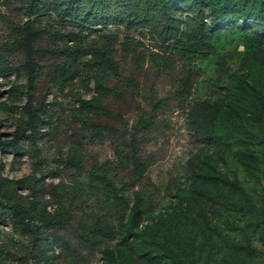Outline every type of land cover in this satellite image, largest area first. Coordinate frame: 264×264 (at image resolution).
Masks as SVG:
<instances>
[{
    "label": "rangeland",
    "instance_id": "rangeland-1",
    "mask_svg": "<svg viewBox=\"0 0 264 264\" xmlns=\"http://www.w3.org/2000/svg\"><path fill=\"white\" fill-rule=\"evenodd\" d=\"M25 1L0 0V44L13 35L10 23L26 18ZM228 1L237 5L242 0ZM60 6H71V0ZM198 7L208 28L211 4L181 0L175 13L180 29H200L193 18ZM39 17L42 26L53 24L52 18ZM106 31L120 35L115 56L119 73L111 82L126 88L124 97L115 101L122 120L107 119L113 130L102 139L81 133L73 106L78 97L93 93L92 80L77 70L84 57L75 61L67 85L49 81L60 59L36 57L45 74L33 84L32 101L43 97L51 121L42 128L35 149L0 151L2 173L8 177L24 176L37 166L35 175L43 182L39 193L48 211L69 219L63 229L47 231L42 245L58 238L53 244L59 264H178L163 254L162 246L186 264H264V29L240 23L223 27L214 51L189 70L182 61L168 69L150 60L148 53L158 50V42L147 25L135 22L128 27L123 21ZM252 31L253 37L248 36ZM94 36L91 31L87 40ZM37 43L47 45V40ZM8 57L15 67L0 76V132L6 135L27 93L26 74L19 67L24 52L11 50ZM141 116L148 121L135 134L133 147L151 163L145 177L131 185L117 167L118 153L132 145V127ZM73 144L84 153L79 169L60 159ZM105 160L114 162L108 175L122 187L121 208L107 207L108 192L88 177L95 164ZM134 200L137 208L132 211ZM92 221L110 224L113 232L87 252L75 232ZM127 221L133 233L127 232ZM142 231L152 233L150 242L134 233ZM30 245V238L9 220L0 221V264H32Z\"/></svg>",
    "mask_w": 264,
    "mask_h": 264
},
{
    "label": "trees",
    "instance_id": "trees-1",
    "mask_svg": "<svg viewBox=\"0 0 264 264\" xmlns=\"http://www.w3.org/2000/svg\"><path fill=\"white\" fill-rule=\"evenodd\" d=\"M61 1L63 0H26V18L21 22H11L13 35L11 39L0 44V76L14 69L8 54L17 49L25 54V59L19 67L27 78L26 100L22 111L13 117V129L10 134L0 132L2 152L18 154L35 149L42 128L51 121L43 97L32 101L33 84L45 74L44 65L39 63L36 57L60 59V62L54 63L55 69L50 74L49 81L54 85L69 84L75 71V61L84 57L83 61L78 62L77 70L92 80L93 93L89 97L77 98L72 116L78 122L81 133L91 132L96 139H102L104 134L113 130L112 125L106 122L107 119L122 120L115 101L123 98L126 92L125 87L119 88L116 83L111 82L119 73L115 56L120 35L114 31H106L108 25L121 24L123 21H126L128 27L135 22L147 25L158 42V50L148 53L150 60L168 69L182 61L188 66L187 70L196 60L209 57L223 27L240 23L245 28L255 24L264 29V0H242L237 5L228 0H207L212 6L213 15L208 28L205 29L203 12L200 7L197 8L193 15L200 24L197 32L183 31L177 25L175 13L180 8L181 0H71L69 7H61ZM193 1L201 3L204 0ZM41 15L52 18L53 24L42 26L39 20ZM97 25L98 27H95ZM91 31L95 32V36L87 40ZM254 31L248 33V36L253 37ZM44 38L47 45L37 43ZM185 79L181 88L185 86ZM147 121L144 116L137 120L131 131L132 145H129L124 153H118L117 167L125 172L127 184L134 185L143 179L151 163L148 156H140L133 147L135 134ZM60 159L64 165L79 169L82 167L84 153L79 144H73L70 153ZM113 163L111 160L96 163L88 172V177L91 181L101 184L108 192L105 201L107 207L121 208L124 205L122 187L108 175L114 167ZM35 169L38 167L29 174L11 178L2 173L0 164V221L9 220L20 233L30 238L29 253L32 264H59V255L55 252L53 244L58 238L52 237L51 242L47 239L43 246V235L52 228L63 229L69 219L54 216L48 211L43 193H39L40 188H43L42 178L35 175ZM22 189H26L27 193L21 194ZM136 208L137 201L134 200L131 210L135 211ZM125 226L128 233H133L129 221ZM112 232L110 224L92 221L82 223L77 228L75 239L82 249L92 252ZM134 233L147 242L152 239L151 232ZM178 237L188 246L185 234L179 232ZM161 251L178 264H186L170 248L162 246Z\"/></svg>",
    "mask_w": 264,
    "mask_h": 264
}]
</instances>
